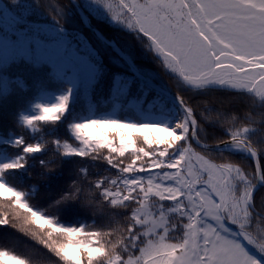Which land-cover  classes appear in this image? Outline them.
<instances>
[{
    "label": "snow or ice",
    "instance_id": "snow-or-ice-1",
    "mask_svg": "<svg viewBox=\"0 0 264 264\" xmlns=\"http://www.w3.org/2000/svg\"><path fill=\"white\" fill-rule=\"evenodd\" d=\"M264 0H0V264H264Z\"/></svg>",
    "mask_w": 264,
    "mask_h": 264
},
{
    "label": "trees",
    "instance_id": "trees-1",
    "mask_svg": "<svg viewBox=\"0 0 264 264\" xmlns=\"http://www.w3.org/2000/svg\"><path fill=\"white\" fill-rule=\"evenodd\" d=\"M42 2L45 4V6H49V5H51L52 7L58 6V0H42ZM262 197H264V189H261L256 194V203L258 205V208H259V206L261 204V198Z\"/></svg>",
    "mask_w": 264,
    "mask_h": 264
},
{
    "label": "rangeland",
    "instance_id": "rangeland-1",
    "mask_svg": "<svg viewBox=\"0 0 264 264\" xmlns=\"http://www.w3.org/2000/svg\"><path fill=\"white\" fill-rule=\"evenodd\" d=\"M261 227H264L263 225H260Z\"/></svg>",
    "mask_w": 264,
    "mask_h": 264
}]
</instances>
